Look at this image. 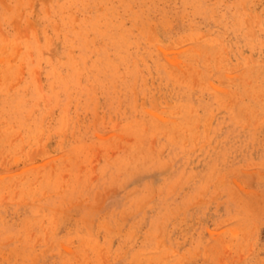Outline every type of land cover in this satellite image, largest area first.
<instances>
[{"label": "rangeland", "instance_id": "1", "mask_svg": "<svg viewBox=\"0 0 264 264\" xmlns=\"http://www.w3.org/2000/svg\"><path fill=\"white\" fill-rule=\"evenodd\" d=\"M0 264H264V0H0Z\"/></svg>", "mask_w": 264, "mask_h": 264}]
</instances>
